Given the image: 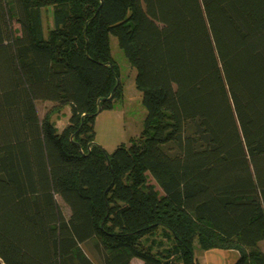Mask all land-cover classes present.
<instances>
[{"label": "trees", "instance_id": "trees-1", "mask_svg": "<svg viewBox=\"0 0 264 264\" xmlns=\"http://www.w3.org/2000/svg\"><path fill=\"white\" fill-rule=\"evenodd\" d=\"M112 36L147 114L109 153ZM262 241L264 0H0V264H264Z\"/></svg>", "mask_w": 264, "mask_h": 264}, {"label": "rangeland", "instance_id": "rangeland-1", "mask_svg": "<svg viewBox=\"0 0 264 264\" xmlns=\"http://www.w3.org/2000/svg\"><path fill=\"white\" fill-rule=\"evenodd\" d=\"M43 23H44V30L47 33L48 28L52 25V13L51 11H43ZM15 27L18 29L19 25L15 24ZM111 52L114 60L119 66L120 69V78L124 85V99L120 100L115 105V110L124 113L127 120V131L126 133H121L120 127L122 125L120 124H111L110 127L106 124V122H103V124H100L98 126L97 136L99 139H102L106 141L111 137V135L118 134L120 136H127L128 134H131V129L134 125V127L144 124V120L146 118V109L142 103L141 94L135 87V70H133L127 61L125 55L123 54L122 50L119 48L117 38L111 37ZM37 109L39 112L40 117H44L49 111L52 110L54 104L52 102H44V101H37ZM58 112V111H56ZM56 112H53L51 115ZM60 113V112H59ZM114 123V122H113ZM132 124V125H131ZM107 138V139H106ZM149 181L153 184H155L154 180L151 176H149ZM66 212H68L66 210ZM155 239L156 241H161L162 243H165V246L168 244L166 239H163L160 232H157V234L153 237L149 238ZM163 247V246H162ZM260 247L264 250V241L260 242ZM88 254L93 257L94 255L90 253L89 249L85 247ZM207 250H203L198 246L195 245L194 254L195 257L201 261L205 259V256L207 255ZM134 264V263H133Z\"/></svg>", "mask_w": 264, "mask_h": 264}, {"label": "crops", "instance_id": "crops-1", "mask_svg": "<svg viewBox=\"0 0 264 264\" xmlns=\"http://www.w3.org/2000/svg\"><path fill=\"white\" fill-rule=\"evenodd\" d=\"M135 76V74H134ZM53 104V103H52ZM116 105V104H115ZM115 105L112 109L100 112L96 118L95 130H96V143L102 146L109 153L112 152L120 143H128L132 137L138 136L143 129V125L141 124L136 127H132L131 134L127 136H120L118 134L111 135L109 139L106 141L99 139L97 136L98 126L106 122V124L110 127L111 124H120L121 133H126L127 131V120L124 113H120L115 110ZM60 112V113H59ZM71 114V109L69 106L63 107L60 111L51 115V120L55 124L56 128L59 132H61L66 125L68 124L69 117ZM114 122V123H113ZM132 125V124H131ZM207 255L204 260H199L200 264H234L238 258V252L235 250H222V249H210L207 250ZM142 264L140 259L134 258L131 261V264Z\"/></svg>", "mask_w": 264, "mask_h": 264}, {"label": "water", "instance_id": "water-1", "mask_svg": "<svg viewBox=\"0 0 264 264\" xmlns=\"http://www.w3.org/2000/svg\"><path fill=\"white\" fill-rule=\"evenodd\" d=\"M98 113H100V110L98 111Z\"/></svg>", "mask_w": 264, "mask_h": 264}]
</instances>
